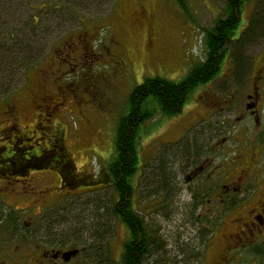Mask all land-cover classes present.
Here are the masks:
<instances>
[{
  "label": "rangeland",
  "instance_id": "1",
  "mask_svg": "<svg viewBox=\"0 0 264 264\" xmlns=\"http://www.w3.org/2000/svg\"><path fill=\"white\" fill-rule=\"evenodd\" d=\"M40 1L20 0L15 7L26 8L25 2L36 5ZM185 1L187 10L184 12L175 0H43L46 34L43 36V30L33 21L30 29L16 28L20 44L13 48L31 46L32 67L41 66L43 58V69L48 67L50 71L44 77L58 76V71L50 74L58 66L65 70L53 83L48 80L45 84L50 93L57 94L60 103L48 126L56 124L61 130L75 176L92 180L110 161L114 129L135 86L143 79L155 76L180 80L191 65L204 59L205 36L216 20L226 18V0ZM0 5L8 7V3L1 1ZM4 17L5 22H11L7 15ZM135 19L139 20L133 23ZM239 20L237 31L242 28L246 31L254 21L257 22L256 29L250 37L244 36V31L239 41L228 46L226 55L230 52L228 57L232 59L252 60L264 45V0L244 2ZM86 26L90 27L89 53L95 61L72 66L67 53L73 46L65 48L62 43L70 37L75 41L76 36L87 30ZM150 27L154 28L156 39L152 54L150 47L144 45ZM115 40L123 42L127 49L132 65L126 70ZM118 59L120 63L115 62ZM230 63L226 59L224 66L228 67ZM16 77L11 88L25 83L22 75ZM233 87L231 79L218 75L211 84L195 89L176 116L164 119L155 114L142 124L139 167L133 180L131 199L133 207L140 211L146 239L151 243L146 249L144 264H264L260 256L247 249L227 248L224 238L232 232L234 214H225L224 219L207 222L206 227L199 229L186 203L189 198L184 189L187 167L205 151L206 141L235 133L228 117L232 108L220 110L210 102ZM22 93L18 92L16 98L23 105L28 95ZM48 113L43 109V123L49 118ZM177 145L182 146L183 153L176 151ZM263 157L262 151L259 159ZM160 162H164L168 174L165 187L152 180L150 175ZM263 174L259 167L256 175L262 177ZM53 181L47 176L43 186ZM66 190L69 189L64 190L62 202L53 205L49 212L59 213L64 232L75 236L80 245L91 243L81 239V234L96 236L97 232H105L104 239L97 244L101 249L110 244L111 258L116 260L124 239V228L116 218L110 217L114 201L111 188L82 186L72 195ZM88 198H103L107 206L103 210L104 229L87 224L88 209L92 210V206L85 203ZM220 258L223 259L219 261Z\"/></svg>",
  "mask_w": 264,
  "mask_h": 264
},
{
  "label": "flooded vegetation",
  "instance_id": "2",
  "mask_svg": "<svg viewBox=\"0 0 264 264\" xmlns=\"http://www.w3.org/2000/svg\"><path fill=\"white\" fill-rule=\"evenodd\" d=\"M0 1L8 3V7L0 5V52L4 55L7 50H13V45L20 44L17 27L30 29L33 21L43 30V0L36 5L25 2L26 8L15 7L20 0ZM4 15L10 18V23L4 21ZM86 28L75 37V41L70 37L62 43L65 48L73 46L67 53L72 66L95 61L89 53L90 27ZM148 31L144 45L150 47L152 54L155 31L153 27ZM244 31L245 28L238 30L233 41H239ZM7 43L10 45L6 46ZM115 43L126 70L132 65L127 49L123 42L115 40ZM222 53H217L216 63ZM229 54H225L217 65L218 73L202 86L214 82L218 75L231 79L234 87L210 102L220 110L232 108L228 117L235 133L206 141L205 151L187 167L184 189L189 198L186 203L199 229L206 227L207 222L234 214L232 232L224 238L227 248L247 249L264 260V174L262 177L256 175L259 167L264 171V157L259 159L262 151L264 154V45L252 60H235L228 57ZM87 58L89 61H85ZM41 59V66L32 67L30 56H24L19 63L18 75H22L25 83L11 88L18 76L13 68L10 76L14 80L9 86L0 87V264H126L125 252L129 243L137 247L139 264H144L145 251L151 243L147 241L143 227L138 232L137 241H133L127 224L116 218L124 228V239L114 260L110 244L101 249L76 243L75 236L64 232L59 213L49 212L53 205L62 202L66 188L69 189L66 190L68 195H72L75 189H79L77 183L88 179L73 174L71 154L63 144L61 130L56 124L48 126L60 103L57 94L50 93L45 84L48 80L53 83L65 70L58 66L50 73L58 71V76L44 77L50 71L48 67L46 71L43 69ZM226 59L231 62L228 67L224 66ZM115 62L120 63V60ZM18 92L28 95L26 100L23 99V105L16 98ZM43 109L49 112L44 123ZM98 173L92 178L97 179V184L92 186L110 187L104 173ZM47 176L54 181L43 186ZM113 194V203H116V193ZM131 198L132 194L133 212L144 222Z\"/></svg>",
  "mask_w": 264,
  "mask_h": 264
},
{
  "label": "trees",
  "instance_id": "3",
  "mask_svg": "<svg viewBox=\"0 0 264 264\" xmlns=\"http://www.w3.org/2000/svg\"><path fill=\"white\" fill-rule=\"evenodd\" d=\"M246 1L249 0H226V18L216 20L215 25L205 36L204 59L194 64L180 80H168L158 76L145 78L141 84L132 89L128 96L127 108L124 114L120 116L114 129L112 157L103 167L102 173L109 181L110 188L113 193H116L117 198L116 203L112 204L110 217L117 218L127 224L133 241H137L138 232L143 230L142 227H145V222L138 219L137 214L133 212L130 200L133 180L139 167L141 126L155 114L164 119L176 116L193 91L206 84L218 73L217 65L220 64L221 59H224L226 48L233 42L237 34L241 7ZM175 2L184 12L187 10L185 0H175ZM256 23L255 21L252 22L243 35L250 37L256 29ZM45 34L46 28L43 26V36ZM30 49L31 46L25 45L23 49L7 50L4 55L0 52V87L9 86L11 80H14V77L10 76L13 74V68H15V74L18 75L19 63L24 56L29 54L30 60L32 59ZM222 49L224 50L223 53L221 52ZM217 53H222L218 63H216ZM181 147L177 145L176 151L181 152ZM71 167H73L72 164ZM154 170L156 171L154 172ZM150 175L152 180L154 179L161 187H165L164 185L168 183V174L164 162L155 165ZM104 181L101 182L104 183ZM96 182L97 179L81 180L77 185L91 188L93 183L97 184ZM85 203L92 206V210L88 209L90 216L85 219L87 224L95 225L96 228L102 226L104 229L102 223L103 210L107 206H105L103 198H88ZM96 230L98 231V229ZM97 233L96 236H83L81 234L80 237L83 240L91 241V243L85 244L86 246H99L97 242L104 239L105 232ZM75 239L77 238L75 237ZM131 245L133 243H129L127 246L125 263L139 264L140 257L137 247Z\"/></svg>",
  "mask_w": 264,
  "mask_h": 264
},
{
  "label": "bare ground",
  "instance_id": "4",
  "mask_svg": "<svg viewBox=\"0 0 264 264\" xmlns=\"http://www.w3.org/2000/svg\"><path fill=\"white\" fill-rule=\"evenodd\" d=\"M152 241V240H151Z\"/></svg>",
  "mask_w": 264,
  "mask_h": 264
}]
</instances>
